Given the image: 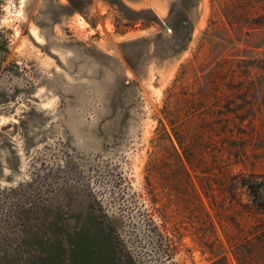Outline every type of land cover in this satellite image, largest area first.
I'll return each instance as SVG.
<instances>
[{
  "label": "rangeland",
  "instance_id": "1",
  "mask_svg": "<svg viewBox=\"0 0 264 264\" xmlns=\"http://www.w3.org/2000/svg\"><path fill=\"white\" fill-rule=\"evenodd\" d=\"M259 181L264 0H0V264H264Z\"/></svg>",
  "mask_w": 264,
  "mask_h": 264
},
{
  "label": "trees",
  "instance_id": "2",
  "mask_svg": "<svg viewBox=\"0 0 264 264\" xmlns=\"http://www.w3.org/2000/svg\"><path fill=\"white\" fill-rule=\"evenodd\" d=\"M189 21L187 19H183L176 23V27L181 29L184 27V32L188 33ZM245 187L248 189L249 193L252 196L255 204L260 208L264 209V198H263V191H264V181L254 182V183H245Z\"/></svg>",
  "mask_w": 264,
  "mask_h": 264
}]
</instances>
